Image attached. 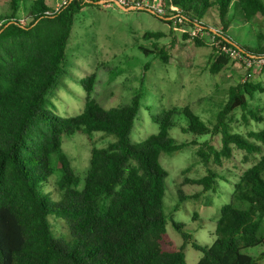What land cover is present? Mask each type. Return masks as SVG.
Wrapping results in <instances>:
<instances>
[{
    "label": "trees",
    "instance_id": "obj_1",
    "mask_svg": "<svg viewBox=\"0 0 264 264\" xmlns=\"http://www.w3.org/2000/svg\"><path fill=\"white\" fill-rule=\"evenodd\" d=\"M20 1L4 0L9 10L0 17V264H186L184 248L191 236L184 231L183 223L170 216L183 242L177 250L163 247L167 220L163 197L168 172L158 161L161 152L196 143H176L169 135L180 115L186 120L183 132L220 135V147L210 140L199 144L197 155L206 173L199 178H184L181 185H198L199 190L185 194L179 187V201L214 190L218 179L224 177L212 165L231 158L233 147L256 155L232 182L230 201L221 205L215 220L212 243L191 241L202 254L195 264H256L242 248L264 244V124L244 134L233 130L231 123L235 109L242 110L246 122V110L260 120L248 109L249 99L263 91L261 84L234 80L211 126L188 106H173L152 114L158 124L156 133L133 141L139 95L132 96L128 103L105 108L94 96L96 72H91L80 80L85 91L82 110L73 116H60L48 108V102L65 73L63 62L74 12L83 4H98L99 0H70L58 10L44 0H24V6ZM158 2L166 14L153 13L163 22L171 25L181 17L177 25L190 31L199 29L212 40L207 60L211 73L220 71L232 59L217 45L230 47L244 58L264 56L263 32L256 33L254 47L234 44L227 33L233 17H228L231 8L249 21L257 14L264 17L263 0ZM20 6L24 22L17 15ZM213 9L220 28L204 20ZM199 34L183 37L206 45ZM144 36L159 37L161 33L148 31ZM156 52L167 61L165 49ZM77 131L113 136L106 145L91 147L82 176L62 150L63 137ZM56 168L60 175L53 182L54 196L47 184ZM58 222L62 226L59 229Z\"/></svg>",
    "mask_w": 264,
    "mask_h": 264
},
{
    "label": "rangeland",
    "instance_id": "obj_2",
    "mask_svg": "<svg viewBox=\"0 0 264 264\" xmlns=\"http://www.w3.org/2000/svg\"><path fill=\"white\" fill-rule=\"evenodd\" d=\"M44 1L49 7H53L57 0ZM155 2L164 10L158 0ZM19 5L26 4L21 0ZM21 6L17 10L19 17L24 15ZM8 10L9 4L1 0L0 17ZM232 10L233 8L228 12V17L231 14L233 16L227 30L228 36L238 46H256V33H264V17L257 14L246 21L241 14ZM204 20L220 28L216 25L219 21L214 9ZM21 22H24L23 17ZM176 27L172 23L170 25L163 22L145 8L124 10L113 1L81 5L73 15L63 62L65 73L50 97L48 108L60 116L79 113L85 97L80 80L89 73L96 72L94 96L101 106L110 108L122 105L130 102L132 96L139 95L140 108L131 137L133 141H141L158 131V124L152 120V114L173 106H188L206 125H213L217 112L227 99L228 87L235 83L234 80L249 79L252 83L258 81L263 87V91L255 92L249 99L248 109L257 114L260 120L254 119L246 110V122L242 117V110L235 109L231 126L233 130L244 134L260 128L264 124V67H247L237 59L230 58L223 69L211 73L207 63L211 56V40L208 36L201 34L206 45H197L190 38L183 37V34L190 33L189 29L182 25ZM148 31L160 32L161 36H144ZM261 45L264 46V39ZM143 48L151 51H144ZM159 48L168 53L167 61L157 54L156 50ZM185 125L186 120L182 115L176 117L169 135L176 143H196L185 144L174 152H161L158 157L159 163L168 172L163 197V211L167 216L163 247L177 250L183 242L180 232L173 227L170 216L183 223L184 231L190 234L184 255L186 264H195L202 254L192 246L191 241L201 245L212 243L215 220L219 217L221 205L230 201L232 182L255 161L256 155H247L245 151L233 147L231 158L223 159L221 165H212L224 177L218 179L214 190L202 192L196 199L179 201V187L185 194L199 190L198 185H181L184 178H199L206 173L197 155L199 144L210 140L216 148L220 147V135L210 137L183 132L181 127ZM111 140L113 136L99 131L90 134L77 131L63 137L62 150L76 173L82 176L88 166L91 147H102ZM59 175L60 170L56 168L47 184V189L54 196L57 194L53 182ZM57 224L58 229L62 227L61 223ZM261 233L264 234V223ZM242 252L252 256L256 264H264V244L244 247Z\"/></svg>",
    "mask_w": 264,
    "mask_h": 264
},
{
    "label": "built area",
    "instance_id": "obj_3",
    "mask_svg": "<svg viewBox=\"0 0 264 264\" xmlns=\"http://www.w3.org/2000/svg\"><path fill=\"white\" fill-rule=\"evenodd\" d=\"M69 1L70 0H57L53 6V9L58 10L61 6L65 5ZM110 1H113L124 7H132V8H139V9L145 8L157 14H163V15L166 14V10H163L162 8L159 7L158 4H156L155 2L156 0H110ZM178 22H181V17H177L176 19H174L173 25L176 27ZM197 32H200L199 35L202 34L201 31H199V29H192L190 31V34L195 35ZM217 46L221 52L230 55L232 58L237 59L238 61L243 63V65H247V67H251V66L264 67V56H259L256 58H244L241 56L239 52L235 51L234 49L230 47L219 46V45ZM247 76H249V74H247Z\"/></svg>",
    "mask_w": 264,
    "mask_h": 264
},
{
    "label": "water",
    "instance_id": "obj_4",
    "mask_svg": "<svg viewBox=\"0 0 264 264\" xmlns=\"http://www.w3.org/2000/svg\"><path fill=\"white\" fill-rule=\"evenodd\" d=\"M103 2H105V1H103V0H99V1H97V3L98 4H100V3H103ZM117 4V3H116ZM117 5H119V4H117ZM121 8H123L124 10H128V9H131V8H129V7H124V6H122V5H119ZM133 9V8H132Z\"/></svg>",
    "mask_w": 264,
    "mask_h": 264
}]
</instances>
